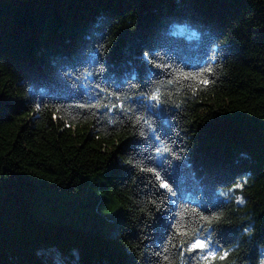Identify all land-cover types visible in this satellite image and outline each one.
<instances>
[{
  "label": "trees",
  "instance_id": "trees-1",
  "mask_svg": "<svg viewBox=\"0 0 264 264\" xmlns=\"http://www.w3.org/2000/svg\"><path fill=\"white\" fill-rule=\"evenodd\" d=\"M216 35L218 74L198 71ZM75 66L88 71L59 74ZM38 98L56 106L38 111ZM241 152L264 160V0H0V264H39L45 242L79 248L80 264H229L236 225L205 231L201 217L226 203L218 185L251 171L244 194L264 238V165ZM142 167L198 214L164 201Z\"/></svg>",
  "mask_w": 264,
  "mask_h": 264
},
{
  "label": "clouds",
  "instance_id": "clouds-1",
  "mask_svg": "<svg viewBox=\"0 0 264 264\" xmlns=\"http://www.w3.org/2000/svg\"><path fill=\"white\" fill-rule=\"evenodd\" d=\"M193 31H197L196 28H193ZM223 42V35L214 36L208 44L207 48V56L204 57V61L200 64L198 71H206L209 74L216 75V69L221 67L223 63V55L220 53V48ZM100 46H103V41L99 42ZM99 50V49H98ZM103 54V53H102ZM143 56L146 60L153 63L155 67H160V64L156 63L153 60V56H155V52L150 55L149 50H145L143 52ZM157 60L163 59L165 61L164 66L167 67L172 63L169 61L167 55H163L161 57H156ZM178 59V58H177ZM97 70H103L100 65L96 66ZM59 74L62 77L73 76L75 79H79L77 75L80 71H88L87 68L78 67H66L63 69H58ZM89 75H93V72L89 71ZM74 82V81H73ZM205 84L208 81L204 82ZM99 87V85H97ZM195 91V89H193ZM150 100H157L158 97L156 95L150 94L148 96ZM48 108L50 106H56L52 101L45 98L41 101L39 98L35 102V108L38 111H42L43 108ZM176 106L179 108V102H176ZM99 107V105H97ZM109 124H113L114 121L109 120ZM147 123V121H146ZM151 127V126H150ZM106 131V130H105ZM141 137L145 134L143 131L139 133ZM156 139L159 141L160 137L157 136ZM173 144L176 143L175 140L172 141ZM147 152V149H144ZM154 153H159L161 149L159 147H155L152 149ZM164 152H170V149H163ZM186 152V148H182L177 146L176 152L171 153L177 159L182 158V156H178L177 153L183 154ZM259 155V153H257ZM241 159L248 160L251 163L264 165V160L256 159L253 161L252 156L248 152H241L239 154ZM146 159L152 160L153 157H147ZM239 159L234 161L235 165H239ZM122 163H131V161H122ZM137 163H142L138 161ZM142 171L153 172L156 174V180L159 181V187L165 190L164 201H173L176 204L178 210L180 209H189L192 213L198 214L199 206H193L188 201L185 200V193L182 190L181 186L176 183L175 185L170 184L168 180L161 179L160 173L156 171L154 167L141 168ZM167 175V173H165ZM252 175L251 171L243 172L234 178L235 182L228 184L218 185L217 190L219 191V195L223 197L226 203L221 207H215L211 216H202L201 219L206 221L207 223L204 225L205 231L212 227V225H217L218 227L223 225H231L235 224L237 227V232L234 240L227 242V251L223 252L222 259L227 258L229 254H232L233 259L229 261V264H264V238L257 237V226L255 223V213L248 210V200L244 194V186L248 184V177ZM171 179V177H169ZM239 189L240 191H236ZM154 202V201H153ZM101 215H103L101 213ZM177 216L181 215L180 211H177ZM104 216V215H103ZM107 217V216H105ZM173 229H177V225L174 222L172 224ZM77 231L86 232L87 229L83 228V226H78ZM217 229H214L216 231ZM118 235V234H117ZM116 235V236H117ZM115 236V237H116ZM175 236L169 237V239H174ZM199 241V239H197ZM182 243V242H181ZM194 249L191 247L189 250ZM253 249L255 250V254L252 255ZM145 251H149V249L144 248L141 250V254ZM165 251H169L167 247H165ZM159 253H152V256H158ZM172 255H175L172 253ZM215 252H210L208 254L209 257L214 256ZM34 257L39 261V264H80L81 254L80 249L77 247H72L68 250L66 254L61 250L59 245L56 242H45L40 247L34 249ZM140 257H136L138 261ZM208 257H205L207 260ZM14 261H19L20 258L15 256L13 257ZM177 264V260H170L169 256H163L162 260L158 262V264ZM145 264H156V262L149 259V261L145 262ZM178 264H185V259L183 258V253H181L180 257H178Z\"/></svg>",
  "mask_w": 264,
  "mask_h": 264
},
{
  "label": "snow or ice",
  "instance_id": "snow-or-ice-1",
  "mask_svg": "<svg viewBox=\"0 0 264 264\" xmlns=\"http://www.w3.org/2000/svg\"><path fill=\"white\" fill-rule=\"evenodd\" d=\"M191 247H193L194 249L202 248V247H204V244L200 240L199 241L195 240V242L191 244Z\"/></svg>",
  "mask_w": 264,
  "mask_h": 264
}]
</instances>
